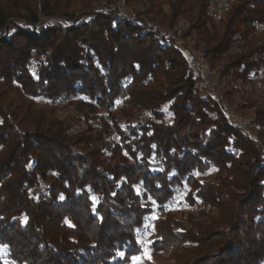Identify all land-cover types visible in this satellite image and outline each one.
Instances as JSON below:
<instances>
[{
	"label": "trees",
	"instance_id": "obj_1",
	"mask_svg": "<svg viewBox=\"0 0 264 264\" xmlns=\"http://www.w3.org/2000/svg\"><path fill=\"white\" fill-rule=\"evenodd\" d=\"M122 2L152 16L0 0V264H129L146 248L175 264H264V142L199 92L193 57L162 31L183 4L211 25L213 2ZM226 15L222 32L193 26L204 56L229 35L242 42L224 71L258 68L264 0Z\"/></svg>",
	"mask_w": 264,
	"mask_h": 264
},
{
	"label": "rangeland",
	"instance_id": "obj_2",
	"mask_svg": "<svg viewBox=\"0 0 264 264\" xmlns=\"http://www.w3.org/2000/svg\"><path fill=\"white\" fill-rule=\"evenodd\" d=\"M211 1L213 2L210 6V13L213 19L212 23L216 29L222 32L223 20H226V13L235 0ZM157 3L161 5L163 12L169 13L170 5L176 4V0H157ZM108 5L112 9H117L119 12L128 13L132 17L140 16L142 18L144 15L148 18L152 16V13L147 15V11L151 9L150 7L153 9V5L151 4L145 3L140 5L135 2L124 4L122 0H111V4ZM180 7L183 9V14L175 16V19L173 18L172 22H169L171 23L169 29L166 26L163 27L162 31L166 35L171 36L174 41L180 43L181 46H184L188 50L190 57H193V71L197 76V89L201 94H213L218 102L221 103L224 114L231 124L239 127L248 136L264 142V59L260 62L258 68L254 70L249 69L247 73L241 69L238 73H233L232 70L229 72L224 71V69H228V67L225 68L224 66L227 61L226 56L229 53L240 52L242 41L239 38L227 39L229 35L225 38L224 42H219L217 39L210 40L209 45L213 47V58L212 60L207 59L203 53L205 36L201 38L193 26L195 25L197 27V25L205 24L204 28L211 31L213 29L211 26L212 23L210 25L200 15L199 22L196 20L193 21L190 16L195 15L197 8L190 6V12L188 11L187 14V10L185 9L187 5L183 4ZM195 16L198 18L197 14ZM163 25L165 26V24ZM204 28H200V31ZM263 32L264 24L258 25L255 29V34L260 35ZM210 34L214 35L212 33ZM213 38L216 37L213 36ZM261 45H264V43ZM224 46L226 48L221 52L220 50ZM207 55L211 56V54ZM67 109L69 110V108ZM65 114L66 112L64 111L63 114L60 113L59 115ZM144 235L147 240L151 238L148 232ZM133 257H137L138 260L134 261L132 259ZM152 261L159 264H175L167 252L150 251L149 248L133 255L129 264H149Z\"/></svg>",
	"mask_w": 264,
	"mask_h": 264
},
{
	"label": "snow or ice",
	"instance_id": "obj_3",
	"mask_svg": "<svg viewBox=\"0 0 264 264\" xmlns=\"http://www.w3.org/2000/svg\"><path fill=\"white\" fill-rule=\"evenodd\" d=\"M134 187H136V186H134ZM137 192H138V194H139V189H137ZM60 199H64L63 194H61ZM92 199L95 200V197H92ZM153 203H155V201H153ZM146 219H147V218H146ZM118 255H120L121 257L123 256L122 253H120V254H118ZM132 259H133L134 261H137V260H138L137 257H133Z\"/></svg>",
	"mask_w": 264,
	"mask_h": 264
}]
</instances>
